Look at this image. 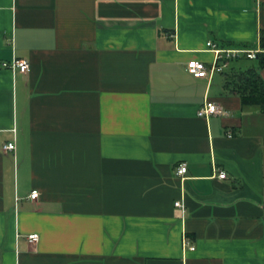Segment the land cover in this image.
Returning <instances> with one entry per match:
<instances>
[{"label": "crops", "instance_id": "1", "mask_svg": "<svg viewBox=\"0 0 264 264\" xmlns=\"http://www.w3.org/2000/svg\"><path fill=\"white\" fill-rule=\"evenodd\" d=\"M263 37L264 0H0V264H264V114L187 71Z\"/></svg>", "mask_w": 264, "mask_h": 264}, {"label": "built area", "instance_id": "2", "mask_svg": "<svg viewBox=\"0 0 264 264\" xmlns=\"http://www.w3.org/2000/svg\"><path fill=\"white\" fill-rule=\"evenodd\" d=\"M207 47L211 48L214 55L215 60L214 63L208 67L205 63L197 61V60H191L187 63V71L190 75H192L196 79L201 78H207L209 80L212 79L213 75L216 72H223L225 71L230 63V60L239 57L241 55L246 56L249 59H256L258 51L253 50H221L217 49L215 45L212 42L207 43ZM3 67L10 68L13 71H19L20 73L27 74L30 71L31 65L30 62L26 59H14L12 63H3ZM222 113L220 107L216 103H204L198 110L197 115L199 117L208 118L212 115H218ZM15 129L13 132L15 133ZM3 151L5 153L15 151L16 144L15 141L8 142L3 145ZM187 173V165L185 163H182L178 169L177 174L179 176H184ZM226 173L224 171H221L218 175L219 178L225 179ZM183 179V177H182ZM39 197V192L37 190H33L29 196L30 199L36 200ZM175 206L181 208L184 212L186 211L185 205L182 201L175 202ZM40 235L37 233H32L27 236V240L30 244H35L39 241ZM188 247L189 244L187 241H185V247ZM192 250L193 248L190 247Z\"/></svg>", "mask_w": 264, "mask_h": 264}, {"label": "trees", "instance_id": "3", "mask_svg": "<svg viewBox=\"0 0 264 264\" xmlns=\"http://www.w3.org/2000/svg\"><path fill=\"white\" fill-rule=\"evenodd\" d=\"M264 48V37L262 39ZM249 59V58H246ZM260 64L264 65V56L257 54ZM226 70L225 88L232 94L240 97L242 105L248 108H255L264 114V80L258 69L250 67L245 70L236 71L235 69Z\"/></svg>", "mask_w": 264, "mask_h": 264}, {"label": "rangeland", "instance_id": "4", "mask_svg": "<svg viewBox=\"0 0 264 264\" xmlns=\"http://www.w3.org/2000/svg\"><path fill=\"white\" fill-rule=\"evenodd\" d=\"M244 59V58H243ZM244 62H246V60H243Z\"/></svg>", "mask_w": 264, "mask_h": 264}]
</instances>
